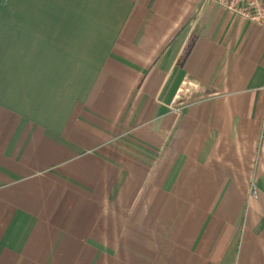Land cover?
Masks as SVG:
<instances>
[{"label":"crops","instance_id":"obj_1","mask_svg":"<svg viewBox=\"0 0 264 264\" xmlns=\"http://www.w3.org/2000/svg\"><path fill=\"white\" fill-rule=\"evenodd\" d=\"M0 264H264V24L0 0Z\"/></svg>","mask_w":264,"mask_h":264},{"label":"built area","instance_id":"obj_2","mask_svg":"<svg viewBox=\"0 0 264 264\" xmlns=\"http://www.w3.org/2000/svg\"><path fill=\"white\" fill-rule=\"evenodd\" d=\"M217 3L228 11L238 14L245 19L264 24V0H210ZM250 196L257 197L258 190L255 185L251 186Z\"/></svg>","mask_w":264,"mask_h":264}]
</instances>
